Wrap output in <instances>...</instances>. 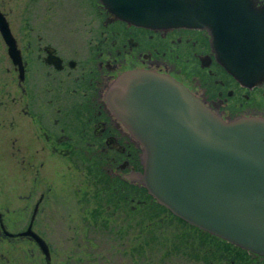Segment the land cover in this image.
<instances>
[{
  "label": "flooded vegetation",
  "instance_id": "flooded-vegetation-1",
  "mask_svg": "<svg viewBox=\"0 0 264 264\" xmlns=\"http://www.w3.org/2000/svg\"><path fill=\"white\" fill-rule=\"evenodd\" d=\"M71 1L81 10L74 17L77 25H65L59 15L46 21L47 26L22 28V36L0 8L23 62L20 80L0 35L7 62L0 68L7 77L0 85V166L5 161L10 165L0 172V216L8 230L19 231L37 205L33 228L45 240L36 225L46 224L49 206L57 204L47 173L63 164L81 173L91 186L90 195L112 193L116 203L129 204L132 211L154 200L143 186L127 179L130 172L143 171L141 150L106 99L122 72L144 69L168 75L224 119L264 118V82L249 87L229 74L216 60L205 30H152L112 20L97 0ZM255 1L264 8V0ZM7 179L5 193L1 183ZM22 186L24 193L18 191ZM0 242L12 248L25 243L30 252L38 249L25 237H4L1 229ZM229 244L232 249L222 264H264V256ZM9 262L0 252V264Z\"/></svg>",
  "mask_w": 264,
  "mask_h": 264
},
{
  "label": "water",
  "instance_id": "water-1",
  "mask_svg": "<svg viewBox=\"0 0 264 264\" xmlns=\"http://www.w3.org/2000/svg\"><path fill=\"white\" fill-rule=\"evenodd\" d=\"M112 20L152 30L197 28L210 37L224 69L245 86L264 82V8L255 0H97ZM0 35L23 79V62L5 14ZM106 99L141 150L143 186L170 213L239 248L264 256V118L224 119L174 78L152 70L122 72ZM28 224L4 237L34 242L44 264L48 241ZM1 215V213H0Z\"/></svg>",
  "mask_w": 264,
  "mask_h": 264
},
{
  "label": "rangeland",
  "instance_id": "rangeland-1",
  "mask_svg": "<svg viewBox=\"0 0 264 264\" xmlns=\"http://www.w3.org/2000/svg\"><path fill=\"white\" fill-rule=\"evenodd\" d=\"M0 8L20 32L18 36L23 35L22 28L47 26L46 21L59 15L67 22L65 25L74 26L78 23L74 17L82 15L71 0H0ZM4 57L0 45V68L7 64ZM6 80L0 72V85ZM64 165L55 172L48 170V187L57 204L49 206L46 224L36 225L50 245L52 264H222L219 255L225 252L213 251L215 247L209 250L210 244L197 247L195 231L174 216L166 217L160 208L156 214L157 210L145 205L125 212L106 198L90 195L91 186L84 183L81 173L68 171ZM9 166L7 161L2 162L0 172ZM1 190L9 191V179L1 183ZM18 191L24 193V187ZM94 209L100 212L93 214ZM160 217L163 220L159 221ZM14 248L0 242V252L10 259L7 264H44L38 249L31 247L30 252L25 243ZM10 250L14 251L6 254ZM24 251L32 255L30 263Z\"/></svg>",
  "mask_w": 264,
  "mask_h": 264
},
{
  "label": "trees",
  "instance_id": "trees-1",
  "mask_svg": "<svg viewBox=\"0 0 264 264\" xmlns=\"http://www.w3.org/2000/svg\"><path fill=\"white\" fill-rule=\"evenodd\" d=\"M94 193L96 194V195H93V196H95V198H100V196H102L103 197V199L104 198H106V199H108V202L109 201H111L113 204H114V206L116 205V206H118V207H120V209L122 208L125 212L126 211H129V212H132V210L130 209V207L129 206H125L124 204H119V203H116L111 197H112V193H109V195H107V194H104V195H102V194H100L99 192H97V191H94ZM145 207H152L154 210H157L156 211V214H157V212H158V208H160V209H162L164 212H166L167 213V215H165L166 217H171V215L172 216H174L172 213H170L165 207H163L162 205H160V204H158L157 202H155L154 200H152V201H150V202H146L145 204ZM143 205V206H144ZM97 212L99 213L100 211H98L97 209H94V212H93V214L94 213H96L97 214ZM168 217V218H169ZM177 220H179L180 222H182V223H184V225H187L188 227H190V228H192L194 231H195V236H196V239H195V242L197 243V247L198 246H200L201 248H203L205 245H208V244H210L211 246H209L208 248H209V250H213L212 248L213 247H215L214 248V250L213 251H217L218 249H221V250H223L224 252H225V254L227 255V254H229L230 253V249H232L230 246V244L229 243H227L226 241H224V240H222V239H220V238H217V237H215V236H213V235H211V234H209V233H207V232H205V231H202V230H200V229H198V228H196V227H194V226H192V225H189V224H187L186 222H184L183 220H181V219H179L178 217H176V216H174ZM161 220H163L162 219V217H160L159 218V221H161ZM16 244H18V243H16ZM16 244H15V248H16ZM14 248V249H15ZM208 250V249H207ZM12 251H14V250H10L9 251V254H11V252ZM209 251H206V254L208 253ZM23 254H24V258L25 259H27L28 260V262L30 263L31 262V259H32V257L26 252V251H24L23 252ZM226 255H219L222 259L223 258H225L226 257ZM27 262V261H26Z\"/></svg>",
  "mask_w": 264,
  "mask_h": 264
},
{
  "label": "bare ground",
  "instance_id": "bare-ground-1",
  "mask_svg": "<svg viewBox=\"0 0 264 264\" xmlns=\"http://www.w3.org/2000/svg\"><path fill=\"white\" fill-rule=\"evenodd\" d=\"M38 253H39V251H38ZM38 255V254H37ZM32 256V255H31ZM34 256H35V254H34ZM17 259H19V258H17ZM25 260V259H24ZM22 262V261H21ZM27 262H28V260H27ZM17 263V262H16ZM20 263V262H19Z\"/></svg>",
  "mask_w": 264,
  "mask_h": 264
}]
</instances>
